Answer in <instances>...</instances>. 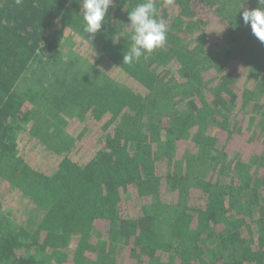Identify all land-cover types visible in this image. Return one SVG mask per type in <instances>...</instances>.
I'll use <instances>...</instances> for the list:
<instances>
[{
    "label": "trees",
    "instance_id": "obj_1",
    "mask_svg": "<svg viewBox=\"0 0 264 264\" xmlns=\"http://www.w3.org/2000/svg\"><path fill=\"white\" fill-rule=\"evenodd\" d=\"M141 2L89 40L79 0H0V264H264L258 0H156L166 42L129 65Z\"/></svg>",
    "mask_w": 264,
    "mask_h": 264
},
{
    "label": "clouds",
    "instance_id": "obj_2",
    "mask_svg": "<svg viewBox=\"0 0 264 264\" xmlns=\"http://www.w3.org/2000/svg\"><path fill=\"white\" fill-rule=\"evenodd\" d=\"M22 0H17L21 3ZM171 2V0H169ZM113 0H79L83 18V31L91 34L89 40L101 29ZM259 6L245 9L242 20L250 25L252 34L264 43V0H258ZM240 11V10H239ZM131 41L129 50L123 54V63L133 64L145 54H151L164 46L167 38L166 22L158 15L156 0H143L128 11V23Z\"/></svg>",
    "mask_w": 264,
    "mask_h": 264
},
{
    "label": "rangeland",
    "instance_id": "obj_3",
    "mask_svg": "<svg viewBox=\"0 0 264 264\" xmlns=\"http://www.w3.org/2000/svg\"><path fill=\"white\" fill-rule=\"evenodd\" d=\"M64 42H63V46H64V51H66L67 49H68V52H66L65 53V55L64 56H62L63 57V59H62V61H64L65 62V64L66 63H68V62H70L71 60H72V57L73 56H69L70 55V53H69V51L70 50H72V52H74V55L75 56H77V57H79L78 58V60H79V62L80 63H83L84 62V60H83V57L82 56H80L79 55V52L80 51H82V52H84L85 50H88V48L89 47H87V44H86V42L84 41V39L82 38V39H78V38H76V37H74L72 34L70 35H68V36H66L65 37V40H63ZM82 55H83V53H81ZM84 56V55H83ZM76 58V57H75ZM83 65H85V64H83ZM84 67V66H83ZM86 67V66H85ZM40 77V75H37L33 80L31 79L28 83H26L25 81H21V83L19 84V87H20V89H25V88H27V87H29V86H31V87H38V86H40V87H42V86H47L46 85V81H42V82H37L36 83V80L38 79ZM41 83V84H40ZM39 87V88H40ZM52 90L51 89H49V88H47L45 91H44V94H45V96L46 97H48L49 95H51L52 93H54V92H52ZM163 107L165 106V104L164 105H162ZM199 165V164H198ZM198 165L196 166V168L197 169H195V171L193 172H191L192 173V175H191V177L189 178V181L190 182H192V183H195L196 182V176H198L199 177V175H198V172H199V174H200V172H201V169H198ZM199 167L201 168V166L199 165ZM196 175H195V174Z\"/></svg>",
    "mask_w": 264,
    "mask_h": 264
}]
</instances>
